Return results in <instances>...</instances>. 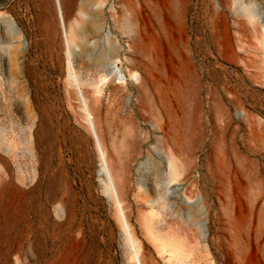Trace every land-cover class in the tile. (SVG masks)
I'll return each instance as SVG.
<instances>
[{
  "label": "rangeland",
  "instance_id": "374dc122",
  "mask_svg": "<svg viewBox=\"0 0 264 264\" xmlns=\"http://www.w3.org/2000/svg\"><path fill=\"white\" fill-rule=\"evenodd\" d=\"M227 1L185 0L182 6H173L186 27L187 45L184 47L179 41L177 49L179 54L188 55L190 62L186 65L188 68L181 64L179 69H170L168 73L154 69L169 97L173 96L171 88L175 86L180 92L183 83L184 94L179 93L182 115L191 118L193 123L188 150L195 158L200 201L192 208L181 204L180 209L186 216L189 209L201 214L197 217L191 211L190 224L183 223L184 227L195 229L198 264H233L234 259H227L226 255L234 249L233 242L237 240L254 239L264 243V50L260 54L263 68L244 63L246 52L238 47V58L228 56L220 27L222 17L217 13L222 6V19L231 25L233 36L238 21L242 20L252 28L262 29L264 35V0ZM136 9L143 11L137 26ZM85 11L87 16L78 19L72 31V89L76 91L80 87L91 91L93 86L102 85L104 78L110 79L103 84L100 96L102 125L105 118H109L113 122L116 143L126 139L134 142L137 152L130 163L134 188L137 183L154 184L155 150L159 147L158 137L149 124L154 102L139 91L133 81L127 80V90L117 91L116 87L120 85L119 78L131 68L145 77V69L153 59L147 47L149 39L165 38L161 14L141 0H87ZM48 17L41 0H0V33L13 29L23 32L21 43L31 44L24 64L36 72V81L31 84L20 74L29 87L27 96L33 110L30 120L24 118L13 103H7L8 114H5L3 104L7 100L3 91L7 85V67L0 68V138L13 137L20 153L18 166L10 154L0 151V181L12 182L28 191L42 177L32 145L38 122L36 99L49 113L55 132L51 168L62 166L77 196L70 234L81 242V264H123L120 239L124 234L117 227L103 194L107 178L98 174L93 134L85 120V127L76 123L66 101L65 53L60 52L61 67L55 57L59 46L55 43L56 51L50 53L43 40ZM5 20L9 21L7 29ZM139 30L146 38V45L141 47L137 42ZM176 35L179 40L180 36ZM57 37V42L64 43L60 25ZM246 42L247 39L244 46ZM84 49L88 64L83 58ZM111 49L119 51L117 58L106 56V51ZM171 54L172 49H166L165 62L171 61ZM150 91L152 95L156 93L154 88ZM72 102L80 105L75 96ZM128 114L138 129L127 134L123 119L129 118ZM106 141L111 147L108 133ZM21 174L25 184L17 180ZM44 184L42 179L37 197ZM131 194L133 197V191ZM174 200L167 197L165 207L174 209ZM235 202L237 213L233 215L231 206ZM19 209V216L11 220L0 215V264H44L52 260L63 240L52 235L41 222L31 208V199ZM195 219L197 224L192 225ZM122 244L129 253L130 244L124 240ZM147 245L157 263L173 264L168 252L160 254L152 243L147 242ZM257 259L264 264L262 253Z\"/></svg>",
  "mask_w": 264,
  "mask_h": 264
},
{
  "label": "bare ground",
  "instance_id": "6f19581e",
  "mask_svg": "<svg viewBox=\"0 0 264 264\" xmlns=\"http://www.w3.org/2000/svg\"><path fill=\"white\" fill-rule=\"evenodd\" d=\"M86 1L41 0L42 8L49 15L44 23L43 40L49 46L50 53L56 51L55 43H57L59 53L55 57L61 67L60 52L63 50L65 53V62L68 67L63 79L67 87L66 101L76 123L85 127V120L88 124L87 129L93 134L99 162L98 174L107 178L103 194L110 204L117 227L124 234L120 239L122 263L159 264L148 249L147 242H150L158 253L168 252L173 258V264H198L200 258L195 254L198 248L195 229L184 227L183 223L189 222L190 224L188 219L192 216V212L197 217L201 214L189 209L186 216L185 212L180 209L181 204H187L192 208L197 206L200 201L197 195L198 180L194 173L195 158L188 150L189 135L193 123L191 118H185V115H182V100L179 93H183V83L180 92L173 86L174 89L171 88L173 96L169 97L164 89V84L160 78L155 76V70L168 73L170 69L175 71L180 68L181 64L186 66L190 62L188 55L179 54L177 49L179 41L184 47L187 45L184 19L182 20L177 11L175 13L172 9L173 6H182V2L185 0H141L155 7L158 10L157 13L161 14L165 38L161 40L151 37L149 39L147 47L153 59L152 64L145 69V77L131 68L124 77H120L122 80L119 78L120 85L116 87L117 91L127 90V80L133 81L137 89L143 91L144 95L152 99L153 105H155L154 111L149 114V124L155 131L159 144L155 150L157 161L153 167L156 182L154 184L137 183L136 188L130 179V163L137 152L134 142L126 139L122 143H116L112 131V120L105 118L104 125L101 122L100 96L103 93V84H107L110 79H102L103 84L93 86L91 91L83 90L80 87L76 91L72 89V31L75 22L87 16ZM225 2L228 1L225 0ZM134 12V21L137 26V21L142 19L143 11L136 9ZM217 13L223 18L222 6ZM222 18H220V27L226 54L232 58H238L236 50L238 47L246 52V56L242 59L244 63L263 68V62L260 59V54L264 50L262 29L252 28L242 20L238 21L236 35L233 36L231 25ZM8 25L9 21L5 20L4 28L7 29ZM58 25L65 35L64 43L57 42ZM137 34L138 45L140 47L146 45V38L142 31L139 30ZM176 34L180 36L179 40L176 39ZM22 37L23 32L18 29L4 30L0 33V68L7 67L5 76L7 85L3 91L7 102L3 104V109L7 115L6 105L13 103L24 118L31 120L33 110L27 96L29 87L24 84L25 80L20 78V74L23 73L28 84H31L36 81V72L32 67L24 64L31 44L26 41L21 43ZM245 39H247L246 46L243 45ZM166 49H172L171 61L168 62H165ZM83 53L85 63L88 64L89 58H87L88 54L85 49ZM118 53L119 51L112 52L111 49L106 51V56L117 58ZM186 67L188 68V66ZM151 88L156 90L154 95L150 91ZM74 96L77 97L79 106L73 104ZM35 108L38 112V122L35 126L32 145L42 177L28 191L12 182L0 181V215H5L6 218H9L8 220L18 217L20 206L26 200L31 199V208L41 219V222L46 225L52 235L59 236L63 240L61 249L54 253L52 260H48L44 264H81L79 258L81 242L70 234L77 196L70 180L65 177L62 166L51 168L55 138L51 117L45 107L36 99ZM128 115L129 118L123 119L127 126V134L138 129L136 122L130 118L131 114ZM10 125H12V121ZM12 127V129L15 128L14 125ZM186 127L189 128L188 132L185 131ZM107 133L112 143L111 147L106 141ZM0 151L10 154L14 162L20 166L18 161L20 153L13 137L11 139L0 138ZM42 179L45 181L44 188L37 197L36 193L41 186ZM17 180L20 184H25L23 174L17 176ZM132 191L133 197H131ZM167 197L176 200L172 202L175 206L174 209L165 207ZM236 205L235 202L231 206L233 215L237 213ZM197 221L195 219L191 224L196 225ZM122 240L130 244L131 251L129 253L123 247ZM233 244L234 249L227 253L228 256L226 255L227 259L228 257L234 259L233 264H261V260H258L257 256L260 253L264 255L263 242L251 239L241 242L237 240Z\"/></svg>",
  "mask_w": 264,
  "mask_h": 264
}]
</instances>
